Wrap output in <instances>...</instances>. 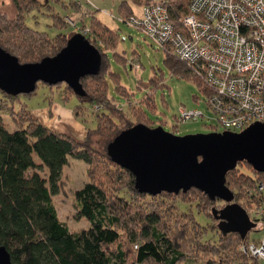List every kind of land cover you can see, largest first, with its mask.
<instances>
[{
    "label": "trees",
    "instance_id": "obj_1",
    "mask_svg": "<svg viewBox=\"0 0 264 264\" xmlns=\"http://www.w3.org/2000/svg\"><path fill=\"white\" fill-rule=\"evenodd\" d=\"M150 1L155 0H120L117 13L120 19L127 21L133 14L130 3L141 6ZM161 1L168 8L174 27H180V16L186 11L188 0ZM35 6L36 0H0V47L14 55L19 62L35 61L54 54L71 35L57 33L49 37L44 31L27 26L23 14ZM86 26L88 30L83 35L96 47L100 56L99 65L95 73L79 78L84 92L76 95L79 102L86 101L91 103V108H99H92L95 124L86 128L81 140L39 122L31 116L24 101L16 102V107H13L12 102L18 94L11 95L0 90V244L7 249L11 262L184 264L199 257L202 252L209 256V264H257V260H247L249 257L245 255H249L237 248L238 244L249 241L247 235L240 237L236 232L222 234L215 223L218 231L216 241L201 240L204 228L188 212H168L178 197L188 203L194 201L198 209L216 222L209 209L211 206L220 207L224 203L221 199H210L195 187L177 193L160 191L149 194L138 191L132 173L107 153V143L122 129L135 123L151 126L140 105L152 109L154 101L152 92L148 91L140 99L141 103L135 105L130 100L128 89L118 82V74L110 69L107 51H112L114 60H124L121 54L113 50L117 31L92 15ZM160 48L171 72L191 79L207 93L208 86L199 75L193 74L166 45H160ZM107 78L114 82L116 92L125 98L124 104L118 103L120 108L115 106L117 102L107 93ZM149 82L153 87L161 84L155 78H150ZM139 86L137 82L136 87ZM35 87L21 94L31 95ZM65 88L67 94H75L67 85ZM67 94L62 98L66 99ZM124 105H127V109L131 108L133 119L124 115ZM2 109H6L10 116L13 125L10 130L5 127ZM81 109L83 105L75 103L71 110L75 116L85 120ZM93 135L104 139L100 141L101 149L94 147ZM69 157L86 164L87 180L72 193L75 215L84 217L88 222L86 227L79 229H69L59 219L52 203V195L61 188L62 168ZM242 162L252 170L253 175L241 172L235 166L225 173L224 183L233 192L232 200L249 212V207L260 199L256 183L264 179V173ZM120 191L126 192L130 199ZM146 195H162L169 198L170 203L164 205L161 201L159 206L157 202L150 201L143 207L134 203V198ZM160 207L165 210L164 213ZM131 211L135 214L130 215ZM251 219L257 222L260 217L252 215ZM261 224L264 226V222Z\"/></svg>",
    "mask_w": 264,
    "mask_h": 264
},
{
    "label": "rangeland",
    "instance_id": "obj_2",
    "mask_svg": "<svg viewBox=\"0 0 264 264\" xmlns=\"http://www.w3.org/2000/svg\"><path fill=\"white\" fill-rule=\"evenodd\" d=\"M36 1L37 6L24 12L23 21L33 29L44 31L49 37L57 33L72 34L79 32L76 27L88 25L90 15L99 18L117 31L118 36L113 50L121 54L124 60L123 62L114 60L112 51H107L110 69L118 74V82L128 89L131 94L130 100L135 102V105L141 103L140 99L143 98L145 93L148 91L152 92V99L154 101L152 109L147 108L145 105H140L145 118L151 126L160 125L165 130L173 131L174 134L178 135L222 131L216 115L206 106L204 100L205 93L198 85L187 77L171 72L163 59L160 46L141 29L120 19L117 13V4L120 0ZM130 6L132 13L140 17V5L130 3ZM69 19L75 26L68 22ZM150 78H155L158 82H161L160 86L153 87L149 82ZM137 82L140 84L139 87H136ZM107 93L113 98L114 102L125 103L124 96L116 92L114 82L108 78ZM64 94L66 95L67 91L63 82L47 85L46 83L37 81L33 94L26 96L18 93L12 104L13 107H16V102H26L27 108L34 115L38 116L41 121L81 140L86 128L93 127L95 124L93 118L94 112H92L93 107L91 108V103L86 101L79 102L76 94H67L66 99H63ZM75 103L83 105L81 114L85 120L80 119L72 113L71 109ZM127 108V105L123 106L124 115L133 119L131 108ZM179 108L197 109L202 113V116L181 121L178 119ZM1 114L5 127L10 130L13 125L7 110L2 109ZM172 126H176V128L173 129ZM103 140L101 136H92L93 145L98 149H101L100 141ZM239 162L241 163H236L235 165L239 171L253 175L252 170L245 163ZM85 167L84 161L69 157L67 164L63 166L61 172V179L63 181L61 188L56 194L52 195V203L57 215L59 219L66 223L69 229H79L80 227H86L88 224L84 217L75 215L76 205L72 194L74 189L81 187L87 180ZM260 180L264 181V179ZM120 192L124 197L130 199V196L126 192ZM258 193L260 196L259 201L249 207L250 211L248 214L250 217H252L251 211H253L254 206L264 205V186L261 192ZM134 200V203L141 207L150 204V201L157 202L159 206L161 201L164 205L170 203V199H166L162 195L156 197L146 195L144 197H136ZM160 209L163 213L165 212L162 207ZM171 210L172 213L174 211L176 213L188 212L198 225L204 228L201 240L212 241L217 238L216 222L202 209H198L194 201L188 203L181 201L177 197L173 202L172 209L169 207L168 212ZM134 214V212H130V215ZM258 217L260 219L255 222L256 229H249L246 233L248 240L256 241L264 234V226H261V223L264 222V214ZM187 249L185 252H187ZM207 257L209 256L200 252L199 257L186 261L184 264H209ZM214 257L216 258L217 256ZM245 257H249L247 260H257V264H264V258L256 259L250 255H245Z\"/></svg>",
    "mask_w": 264,
    "mask_h": 264
},
{
    "label": "water",
    "instance_id": "obj_3",
    "mask_svg": "<svg viewBox=\"0 0 264 264\" xmlns=\"http://www.w3.org/2000/svg\"><path fill=\"white\" fill-rule=\"evenodd\" d=\"M99 58L96 47L80 32L72 33L54 54L35 61L19 62L0 47V90L14 95L32 91L37 81L48 85L63 82L82 95L79 78L95 73ZM106 151L132 173L138 191L177 193L195 187L210 199H221L224 203L211 206L209 212L222 234L236 232L244 237L255 227L247 211L232 200L233 192L225 185L224 175L239 161L264 173V123L253 122L236 132L182 135L160 125L135 123L118 132L107 143ZM0 264H13L2 244Z\"/></svg>",
    "mask_w": 264,
    "mask_h": 264
},
{
    "label": "built area",
    "instance_id": "obj_4",
    "mask_svg": "<svg viewBox=\"0 0 264 264\" xmlns=\"http://www.w3.org/2000/svg\"><path fill=\"white\" fill-rule=\"evenodd\" d=\"M140 9V17L132 14L126 22L159 46L166 45L201 77L208 86L206 106L222 130L236 132L253 122L264 123V0H188L178 28L163 1H150ZM68 22L75 26L70 19ZM76 29L84 34L88 27ZM199 116L202 113L197 109L178 110L181 121ZM263 186L264 181L259 180L256 190L261 192ZM252 210L253 216L263 215L264 205ZM237 248L264 258V234Z\"/></svg>",
    "mask_w": 264,
    "mask_h": 264
},
{
    "label": "crops",
    "instance_id": "obj_5",
    "mask_svg": "<svg viewBox=\"0 0 264 264\" xmlns=\"http://www.w3.org/2000/svg\"><path fill=\"white\" fill-rule=\"evenodd\" d=\"M61 97H62V95H61ZM25 104H26V102H25ZM27 107V106H26ZM28 109V108H27ZM29 110V109H28ZM29 112H30V114H31V116L32 117H34V118H36L39 122H41L42 124H44V125H46V126H48L49 128H51V129H53V130H55V131H59V132H62V131H60V130H58V129H56V128H53L52 126H49L48 124H46V123H44L43 121H41L39 118H38V116H36V115H34L32 112H31V110H29ZM64 133V132H63ZM69 135V134H68ZM71 136V135H70ZM72 138H74L75 140H79V139H76L75 137H73V136H71ZM68 162V161H67ZM62 170H63V168H62Z\"/></svg>",
    "mask_w": 264,
    "mask_h": 264
}]
</instances>
